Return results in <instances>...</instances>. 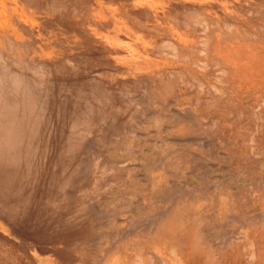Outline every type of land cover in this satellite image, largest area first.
<instances>
[{"label":"bare ground","instance_id":"6f19581e","mask_svg":"<svg viewBox=\"0 0 264 264\" xmlns=\"http://www.w3.org/2000/svg\"><path fill=\"white\" fill-rule=\"evenodd\" d=\"M70 3L0 0V23L7 25L0 26V242L23 246L48 264H79L76 258L91 255L96 264H221L226 256L236 263L264 264V208L229 221L223 232L219 224L200 228L203 219L192 220L190 202L168 201L157 214L155 208L140 211L143 221L122 236L147 245L149 252L137 247L126 255L115 244L110 248L90 240L101 222L89 203L98 199L106 172L120 178L113 167L90 159L99 135L86 139L101 129L115 132L116 123H133L138 116L136 103L122 99L132 92L130 77L123 80L131 70L122 71V78L104 71L103 78L84 82L93 69L68 52L75 43L68 38L70 25L100 42L87 17L99 26L111 19L153 57L216 68L220 81L226 72L220 63L199 58L232 42L259 48V35L209 5H172L159 14L136 0H111L106 9ZM257 6L244 0L235 8L243 16L264 19V8ZM259 30L264 33V27ZM215 92L226 94L223 88ZM261 195L264 204V191ZM5 253L0 247V260Z\"/></svg>","mask_w":264,"mask_h":264},{"label":"rangeland","instance_id":"374dc122","mask_svg":"<svg viewBox=\"0 0 264 264\" xmlns=\"http://www.w3.org/2000/svg\"><path fill=\"white\" fill-rule=\"evenodd\" d=\"M65 1H85L94 9H106L111 0ZM136 1L159 14L172 5H209L216 14L240 23L261 39L255 44L259 48L232 42L217 48L211 57H200L208 63L219 62L224 68L226 72L218 81L216 68L202 69L193 61L163 60L139 49V40H128L111 19L99 26L87 17L86 23L98 30L100 42L88 38L79 26L68 28V38L75 39L68 52L93 69L94 75L83 77L84 82L102 77L104 71L117 78H122V71H132L123 79L130 77L132 92L122 99L136 103L133 110L138 121L116 123L114 134L101 129L86 139L91 141L99 135L91 162L113 167L120 178L117 181L106 172L101 179L98 199L89 203L101 228L91 231L89 238L110 248L115 244L126 255L141 246L123 241V234L143 221L145 216L140 211L155 208L157 214L162 203L186 200L192 204V220L203 219L200 228L219 224L223 232L229 221L264 208V33L259 30L264 19L241 15L235 6L244 0ZM245 1L264 8V0ZM0 26L7 29L3 21ZM214 87L225 89L226 94L220 96ZM152 216L156 217L153 214L149 219ZM261 242L264 244V239ZM0 247L7 255L0 264H48L47 259L36 258L23 246L0 242ZM140 252H149L147 245H142ZM95 258L91 255L76 260L96 264ZM220 262L236 263L228 256Z\"/></svg>","mask_w":264,"mask_h":264}]
</instances>
